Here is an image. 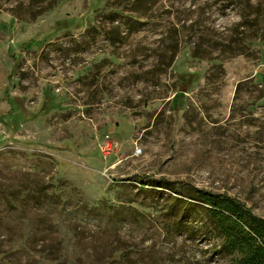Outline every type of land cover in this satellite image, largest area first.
Here are the masks:
<instances>
[{
	"label": "rangeland",
	"instance_id": "rangeland-1",
	"mask_svg": "<svg viewBox=\"0 0 264 264\" xmlns=\"http://www.w3.org/2000/svg\"><path fill=\"white\" fill-rule=\"evenodd\" d=\"M195 189L264 220V0H0V264H237Z\"/></svg>",
	"mask_w": 264,
	"mask_h": 264
},
{
	"label": "trees",
	"instance_id": "trees-1",
	"mask_svg": "<svg viewBox=\"0 0 264 264\" xmlns=\"http://www.w3.org/2000/svg\"><path fill=\"white\" fill-rule=\"evenodd\" d=\"M66 23L67 21L57 20L53 24L55 31L51 32V36L61 27V24L65 27L67 25ZM194 73L195 72L182 73L181 81L188 82V84L191 80L196 81L197 78L193 76ZM186 75L189 76V78H187ZM181 84L184 88L185 86L182 82ZM187 88L189 89V87ZM56 106L57 103L54 101V98L48 96V93H46L41 104L43 110L48 112ZM192 195L205 203L211 204L214 208H221L233 214L227 217L226 214L214 208L212 209L214 214L219 218L218 222L225 246L230 251L241 253L237 264H264L263 219L244 212L242 207L229 197L215 195L199 189H195Z\"/></svg>",
	"mask_w": 264,
	"mask_h": 264
},
{
	"label": "built area",
	"instance_id": "built-area-1",
	"mask_svg": "<svg viewBox=\"0 0 264 264\" xmlns=\"http://www.w3.org/2000/svg\"><path fill=\"white\" fill-rule=\"evenodd\" d=\"M106 138H109V136L107 135ZM134 154L138 155L141 153L142 149L141 147H135L134 149ZM112 151V144L110 141H106L104 140V143L101 145V152L103 153L104 157H108L111 154Z\"/></svg>",
	"mask_w": 264,
	"mask_h": 264
}]
</instances>
